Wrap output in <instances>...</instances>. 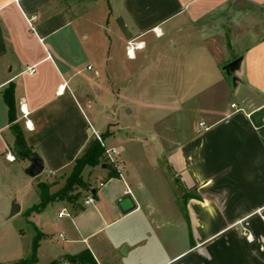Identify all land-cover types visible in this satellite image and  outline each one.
<instances>
[{
	"label": "crops",
	"instance_id": "obj_1",
	"mask_svg": "<svg viewBox=\"0 0 264 264\" xmlns=\"http://www.w3.org/2000/svg\"><path fill=\"white\" fill-rule=\"evenodd\" d=\"M95 56L101 62L127 56L130 63L138 56H177V71L166 63L154 87L177 94L160 107L177 119L162 123L149 144L129 134L126 140L129 156L130 147H139L166 162L184 208L167 214L151 197L144 212L140 197L149 194L148 184L113 148L121 162L118 177H109V167H88L83 178L92 193L79 190L77 204L57 201L41 212L61 203L57 219L66 220L62 249L49 262L69 264L68 257L87 250L96 264H264V0H0L1 172L16 162L31 167L14 149L4 101L13 85L16 122L47 174L37 184L59 190L52 191L56 177L65 178L101 135L91 128L85 110L91 105L84 100V66ZM236 60L228 80L221 68ZM131 69L117 71L134 78L138 71ZM107 70L116 83V68L113 78ZM97 173L103 186L94 189ZM90 195L93 203L86 205ZM127 195L135 209L124 214L118 203ZM63 210L69 216L60 218Z\"/></svg>",
	"mask_w": 264,
	"mask_h": 264
},
{
	"label": "rangeland",
	"instance_id": "obj_2",
	"mask_svg": "<svg viewBox=\"0 0 264 264\" xmlns=\"http://www.w3.org/2000/svg\"><path fill=\"white\" fill-rule=\"evenodd\" d=\"M175 57L177 56H147L148 60L144 56H138L136 62L130 63L127 56H119L118 61L112 59L110 62L108 60L101 62V57L95 56L84 66L89 83V85L86 84L89 93L88 96L84 97V100L87 103L85 105H91L90 109L86 107L85 110L91 128L101 134L99 137L102 135L105 137V146L108 150L121 149L120 158L125 162L133 163L134 166L132 167L135 168L136 166L139 169L141 178L148 184V191L151 195L141 193L140 199L143 202L144 212L148 211L147 201L151 197L156 200L154 207L162 209L167 214L182 211L184 208L178 199L181 193L179 186L176 179L170 174L166 162L163 159L156 161L151 153H142L139 147H130L129 156L130 144L126 140V134H129L130 138L147 140L149 144L151 133L156 135V130L161 128L162 123L177 119L176 112L160 108L175 102L177 99H173V95L176 96L177 94L154 88L157 81L161 80L162 74L166 73L164 71L167 70L166 63L171 62L168 67L171 68L169 70L173 71L175 67L174 71H177V64L172 65V60H175ZM88 64L91 65L89 71L87 70ZM107 65L110 68L111 78L114 77V69L116 68V75L118 76L114 84L109 81ZM124 66L132 68V71H138L137 76L134 78L119 76L117 69ZM224 67L221 68V72L230 80L228 72L223 69ZM91 69L93 70L91 71ZM147 70H152L153 75L146 78ZM95 73H99L100 77L94 76ZM188 84H192V82L188 80ZM146 85L150 86V90H142V87ZM176 85L177 83L173 84V86ZM156 144L157 149L161 151V142L158 141ZM17 160L20 159L17 158ZM22 160L24 159L22 158ZM108 160L109 169H117L121 165L116 156ZM27 163L29 164V162ZM7 168L4 172L0 171V262H14L30 255L33 241L38 236V232H42L40 225H43L47 229L48 235L39 241L37 252L39 264H63L60 261L56 262L55 259L49 262L53 254L62 249V241L59 236L63 233L61 224L66 220L60 221L57 218L63 205L57 203L44 214H27L30 208L40 202L37 183L40 180H45L46 172L32 178L27 174L26 169L19 165V162L7 164ZM67 174L62 177H66ZM88 175L87 170L85 177L88 178ZM59 178L61 179V177H56L57 180ZM60 179L52 191L61 189L65 184V178ZM102 179L99 173L91 176L94 189L99 186ZM111 184H107L106 189ZM90 197L94 199L93 195ZM14 202L22 210L19 214L11 217ZM81 203H84L83 197Z\"/></svg>",
	"mask_w": 264,
	"mask_h": 264
},
{
	"label": "trees",
	"instance_id": "obj_3",
	"mask_svg": "<svg viewBox=\"0 0 264 264\" xmlns=\"http://www.w3.org/2000/svg\"><path fill=\"white\" fill-rule=\"evenodd\" d=\"M4 101L9 110V123L11 124V129L15 135L14 149L17 157L27 158L28 155L32 154L31 149L28 147L23 131L17 124L16 115V101H15V90L13 85H10L4 92ZM103 135L101 139H104ZM107 149L103 143L98 138H93L82 154L77 157L72 165V168L68 175L65 177L64 186L57 192L52 193L51 187L53 183L40 182L38 184V190L40 195V202L35 204L32 208L27 211V214L41 213L43 212L51 203L62 201L68 202L73 205L77 204L81 198V191L93 192L91 185L86 182L83 178V173L86 168H95L97 166L107 165ZM116 169L110 170V178L118 177ZM43 237L41 232H38V236L35 238L32 244L31 254L20 260L1 263L0 264H37L38 263V248L39 241ZM69 264H96L94 258L89 251H83L75 256H70L67 258ZM57 264V263H54Z\"/></svg>",
	"mask_w": 264,
	"mask_h": 264
},
{
	"label": "water",
	"instance_id": "obj_4",
	"mask_svg": "<svg viewBox=\"0 0 264 264\" xmlns=\"http://www.w3.org/2000/svg\"><path fill=\"white\" fill-rule=\"evenodd\" d=\"M237 63H238V60L226 66L225 68L226 71L230 73L231 69H233L237 65ZM233 80L235 81V78ZM27 158H29L31 162V167L27 170V174L32 178H36L40 176L44 172V166L41 160L33 155H28ZM108 167L109 166L106 164L103 165V168H108ZM118 205L124 214H127L135 209V204L129 195L123 197L119 201ZM20 212H21V207L16 202H14L12 205L11 217H14Z\"/></svg>",
	"mask_w": 264,
	"mask_h": 264
},
{
	"label": "built area",
	"instance_id": "obj_5",
	"mask_svg": "<svg viewBox=\"0 0 264 264\" xmlns=\"http://www.w3.org/2000/svg\"><path fill=\"white\" fill-rule=\"evenodd\" d=\"M129 52H130V51L128 50V53H129ZM89 107H91V106H89ZM232 107L234 108L235 105H233ZM25 115H27V114L25 113ZM27 126L29 127V123H28ZM201 126H204V123H202ZM97 138L101 141V138H100L99 136H97ZM101 142H102V141H101ZM106 154H107V157H108V159H109V158H113V157L117 156L119 153H118L115 149H112V150H107ZM6 158H7V160L10 161V162H13V161L15 160V158L12 157V156L9 155V154L7 155ZM100 186H103V184H100ZM92 203H93V199H92L91 197H89V198L85 201V204H86V205H90V204H92ZM65 215H66V216H69V214H67L65 210H63L62 212L59 213V217H60V218L63 217V216H65ZM61 237H62V235H61Z\"/></svg>",
	"mask_w": 264,
	"mask_h": 264
}]
</instances>
